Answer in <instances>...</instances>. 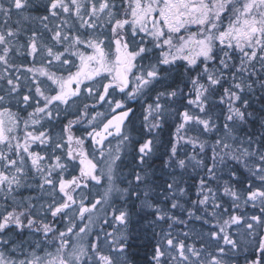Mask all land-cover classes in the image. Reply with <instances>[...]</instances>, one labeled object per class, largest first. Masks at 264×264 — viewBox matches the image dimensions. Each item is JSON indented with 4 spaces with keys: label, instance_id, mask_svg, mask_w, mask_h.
<instances>
[{
    "label": "snow or ice",
    "instance_id": "1",
    "mask_svg": "<svg viewBox=\"0 0 264 264\" xmlns=\"http://www.w3.org/2000/svg\"><path fill=\"white\" fill-rule=\"evenodd\" d=\"M0 264H264V0H0Z\"/></svg>",
    "mask_w": 264,
    "mask_h": 264
},
{
    "label": "trees",
    "instance_id": "2",
    "mask_svg": "<svg viewBox=\"0 0 264 264\" xmlns=\"http://www.w3.org/2000/svg\"><path fill=\"white\" fill-rule=\"evenodd\" d=\"M191 30L195 31L196 29L193 28ZM189 183L191 184L193 182L192 181H189ZM190 195H191V198L192 199H195V189L194 188L190 189ZM144 254H145V249L141 248L140 249V257L142 258L144 256Z\"/></svg>",
    "mask_w": 264,
    "mask_h": 264
},
{
    "label": "flooded vegetation",
    "instance_id": "3",
    "mask_svg": "<svg viewBox=\"0 0 264 264\" xmlns=\"http://www.w3.org/2000/svg\"><path fill=\"white\" fill-rule=\"evenodd\" d=\"M26 194H27V193H26ZM54 247H55V246H53V248H52L51 250H54Z\"/></svg>",
    "mask_w": 264,
    "mask_h": 264
}]
</instances>
